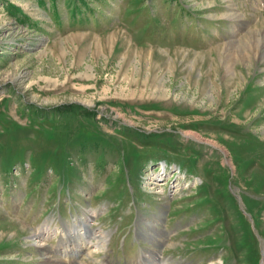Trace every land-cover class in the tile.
Wrapping results in <instances>:
<instances>
[{
  "label": "rangeland",
  "instance_id": "obj_1",
  "mask_svg": "<svg viewBox=\"0 0 264 264\" xmlns=\"http://www.w3.org/2000/svg\"><path fill=\"white\" fill-rule=\"evenodd\" d=\"M263 54L264 0H0V264H264Z\"/></svg>",
  "mask_w": 264,
  "mask_h": 264
},
{
  "label": "bare ground",
  "instance_id": "obj_2",
  "mask_svg": "<svg viewBox=\"0 0 264 264\" xmlns=\"http://www.w3.org/2000/svg\"><path fill=\"white\" fill-rule=\"evenodd\" d=\"M263 43H261V40H258L256 41L255 43V47L256 49H259L260 46L262 45ZM251 45V44H250ZM253 47V46H252ZM242 50V49H241ZM262 50V49H261ZM237 51V50H236ZM254 51V50H253ZM241 52V51H240ZM247 52V51H246ZM259 52V51H258ZM261 53V52H260ZM238 54V52H237ZM248 54V53H247ZM250 54V53H249ZM248 54V55H249ZM262 54V53H261ZM239 55V54H238ZM246 55V53H245ZM233 56V55H232ZM256 56V55H254ZM247 57V56H246ZM230 56H228V61L226 62V65L227 68L230 70V68H232V64H230ZM262 60L264 59V54L261 56ZM235 61V60H234ZM243 61H245L243 59ZM249 62V61H248ZM225 63V62H224ZM237 63V62H236ZM246 64V63H245ZM226 68V67H225ZM232 70V69H231ZM95 216V211H92L91 215L87 216V217H84L82 220H80L77 224H75L72 228V231L69 230L67 227L66 229L62 232V239L63 238H70L72 237L74 240V242L76 243V246L74 248H72V251H69V252H66V256H67V253L69 254H72L74 251H77L79 252V250H88V249H92V251L96 250L97 248H99L98 244H100V242L104 245L106 243H108V236L105 235H101L97 232H94V230H91L89 228V225L91 224L92 222V218ZM51 224L48 222L46 223L42 228H40L38 231H36L34 234H33V237L36 238H40L38 239L37 242H39V244H43V239L45 238H48L50 236V231H52L51 229ZM55 232V231H54ZM104 237V239H103ZM93 240H96V242H94ZM34 245L38 246L37 244L33 243ZM105 247V246H104ZM103 247V248H104ZM76 256V255H75Z\"/></svg>",
  "mask_w": 264,
  "mask_h": 264
}]
</instances>
